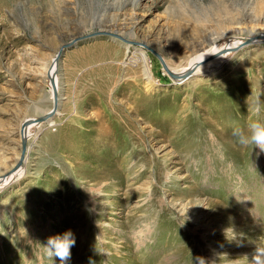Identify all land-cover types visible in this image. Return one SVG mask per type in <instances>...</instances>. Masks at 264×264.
I'll list each match as a JSON object with an SVG mask.
<instances>
[{
    "label": "rangeland",
    "instance_id": "rangeland-1",
    "mask_svg": "<svg viewBox=\"0 0 264 264\" xmlns=\"http://www.w3.org/2000/svg\"><path fill=\"white\" fill-rule=\"evenodd\" d=\"M94 31L137 45L97 36L60 56L57 114L0 191V264H61L42 245L69 229L64 264H253L264 152L232 129L264 122V43L176 83L154 52L181 76L213 45L264 33V0H0V176L24 122L54 106V56Z\"/></svg>",
    "mask_w": 264,
    "mask_h": 264
},
{
    "label": "bare ground",
    "instance_id": "bare-ground-1",
    "mask_svg": "<svg viewBox=\"0 0 264 264\" xmlns=\"http://www.w3.org/2000/svg\"><path fill=\"white\" fill-rule=\"evenodd\" d=\"M233 39L234 40L221 43L220 45H213L210 48V51L207 50L206 52H203L200 55H198L197 57H195L190 62V65H189L190 69H188V71L185 72L181 76H178L180 74H176L174 71L170 70L168 68V66L166 65L168 70L170 72H172L177 77V78H174V77L172 78L170 76L171 79L173 80V82L174 83H176L178 81L180 82V81H183L185 78L189 77L188 75L190 73H193V71L196 70V68H191V67H196V66H191V65H195L197 62H198V65L201 64L202 62L204 64V63H206L208 58H210L211 56H216L215 58H213V60H209L207 63H211V62L217 60V61H219V63L221 65H223L224 63H226L230 59V57L235 52H237L238 49L243 47L245 43H247V45L264 43V33H261L259 36H257L256 34H252L246 38H233ZM128 41H130V40H128ZM217 41H215V43ZM129 44H131V43H129ZM61 48H60V50H61ZM60 50L54 56V58L52 60L53 62L50 65V68L48 69V77H47L48 78V85L47 86H48V91L51 94V99L53 102H54V95L58 94L59 88H60V81H59V75H58V70H57V68H58V55L60 54ZM143 55L146 56L145 52L143 53ZM161 61H162V57H161ZM203 64H201V65H203ZM201 71H202V69H197L194 72V74L197 75V74L201 73ZM148 77H150V74H148ZM57 108L54 110V106H53L52 110H50L49 112H47L45 114L46 117H44L45 120H43V121H39L36 118V119H29L28 121L24 122V125H23L25 127L24 133H23V130L21 132L22 133V140L25 139L27 141L28 138L32 137L33 135L35 136V135L39 134L40 132H42V130H44L45 127H48L53 122V119H54L55 115L57 114ZM27 149H26V153H27ZM25 156H26V154H25ZM24 172H25V167H24V164L22 163V165L19 168H17V170L11 171L8 177L4 178V176L1 175L0 176V191H2L12 181L13 182L18 181L21 178V176L24 174Z\"/></svg>",
    "mask_w": 264,
    "mask_h": 264
},
{
    "label": "clouds",
    "instance_id": "clouds-1",
    "mask_svg": "<svg viewBox=\"0 0 264 264\" xmlns=\"http://www.w3.org/2000/svg\"><path fill=\"white\" fill-rule=\"evenodd\" d=\"M255 113L259 115L261 106H255ZM232 136L244 147L256 146L264 152V122L259 119H252L246 122L243 127L237 126L232 129ZM76 244V238L71 229L62 234L49 236L43 248L49 258H58L61 264L71 258V249ZM253 264H264V250L257 249Z\"/></svg>",
    "mask_w": 264,
    "mask_h": 264
},
{
    "label": "water",
    "instance_id": "water-1",
    "mask_svg": "<svg viewBox=\"0 0 264 264\" xmlns=\"http://www.w3.org/2000/svg\"><path fill=\"white\" fill-rule=\"evenodd\" d=\"M97 36H110V37H113V38H117V39H120V40H122V41H124V42H126V43H131V44H133V45H137V43L136 42H130V41H128V39H126V38H124V37H122V36H120L119 34H117V33H113V32H111V31H94L93 33H90V34H88V35H85V36H81V37H79V38H75L72 42H70V43H68V44H65L64 46H62V48H61V50H60V54L58 55V61H59V58H60V55L63 53V51L66 49V48H70V47H72V46H74L77 42H79V41H81V40H83V39H88V38H93V37H97ZM247 42V41H246ZM245 45H247V43H245L244 44V46ZM154 52V51H153ZM155 54H156V56H158V58L161 60V56H160V54H158L157 52H154ZM214 58L216 57V56H213ZM162 62V64H163V66H164V69L169 73V75L173 78H177L172 72H170L169 70H168V68H167V66H166V64H165V62L162 60L161 61ZM190 75H191V73L189 74V77H190ZM189 77H187V78H189ZM58 107V94H56V95H54V110L56 109ZM44 117H46V116H44ZM44 117H42V118H39L38 120L39 121H43V120H45V118ZM24 126H23V133H24ZM26 149H27V141L25 140V139H23V142H22V155H21V158H20V160H19V162H18V164L13 168V170L12 171H15V170H17V168H19L21 165H22V163H23V161H24V159H25V154H26ZM9 176V175H8ZM8 176H5V177H8ZM4 177V178H5Z\"/></svg>",
    "mask_w": 264,
    "mask_h": 264
}]
</instances>
